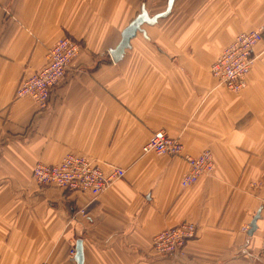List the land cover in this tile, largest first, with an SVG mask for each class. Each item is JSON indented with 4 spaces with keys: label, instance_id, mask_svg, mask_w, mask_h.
<instances>
[{
    "label": "crops",
    "instance_id": "1",
    "mask_svg": "<svg viewBox=\"0 0 264 264\" xmlns=\"http://www.w3.org/2000/svg\"><path fill=\"white\" fill-rule=\"evenodd\" d=\"M168 2L0 0V264H76L78 237L84 264H264V0H174L115 62L109 49L142 7L153 16ZM258 29L248 84L233 92L211 65ZM62 36L82 48L41 111L16 88ZM159 130L189 154L211 150L212 175L183 187L182 157L143 151ZM68 152L126 174L98 196L39 187L34 164ZM183 220L196 237L182 254L158 255L154 236Z\"/></svg>",
    "mask_w": 264,
    "mask_h": 264
},
{
    "label": "built area",
    "instance_id": "2",
    "mask_svg": "<svg viewBox=\"0 0 264 264\" xmlns=\"http://www.w3.org/2000/svg\"><path fill=\"white\" fill-rule=\"evenodd\" d=\"M261 38L260 29L242 32L225 47L210 70L219 84L236 93L246 87L247 76L254 63V47ZM80 49L78 41L68 36L60 37L48 49L44 65L20 81L18 94L31 96L41 108H45L51 88L65 79L67 70ZM143 151L184 158L189 166L182 179L184 187L194 184L200 176L210 174L214 169L213 155L209 150H204L199 155L186 153L180 139L171 137L163 130L153 133L143 146ZM97 163V160L72 152L58 166L36 163L33 173L38 183H53L96 196L125 173L119 167L106 171ZM194 234L193 224L182 223L157 233L153 238V247L159 254L181 252L187 238Z\"/></svg>",
    "mask_w": 264,
    "mask_h": 264
},
{
    "label": "water",
    "instance_id": "3",
    "mask_svg": "<svg viewBox=\"0 0 264 264\" xmlns=\"http://www.w3.org/2000/svg\"><path fill=\"white\" fill-rule=\"evenodd\" d=\"M173 1L174 0H169L168 7L165 11L157 13L153 16H150L145 7H142L141 12L138 13V15L130 22V24L124 28L120 42L114 48L109 49L110 54L115 62H119L120 60H122L126 49L131 47V39L136 35L137 32H146L142 27L143 24H155L158 21V18L166 16L172 8ZM259 218L260 216L258 212L251 222V229L249 231V234H252V232L257 228V220ZM73 259L76 264H84L85 254L83 240L81 238L76 240L75 255Z\"/></svg>",
    "mask_w": 264,
    "mask_h": 264
},
{
    "label": "rangeland",
    "instance_id": "4",
    "mask_svg": "<svg viewBox=\"0 0 264 264\" xmlns=\"http://www.w3.org/2000/svg\"><path fill=\"white\" fill-rule=\"evenodd\" d=\"M261 30V33H262V29H260ZM254 31V30H253ZM63 37V36H62ZM68 37H71V36H68ZM72 38V37H71ZM262 38H263V35H262ZM262 38L257 42V44L262 40ZM74 39V38H73ZM74 40H76V39H74ZM57 41V40H56ZM76 41H78L80 44H81V42L79 41V40H76ZM55 43V42H54ZM53 43V44H54ZM52 44V45H53ZM256 44V45H257ZM51 45V46H52ZM256 45H255V47H256ZM255 47H254V62H255V60H256V58H257V56L255 55ZM50 48V47H49ZM48 48V49H49ZM81 48H82V45H81ZM225 49V48H224ZM48 51V50H47ZM46 54H47V52H46ZM46 54H45V57H46ZM221 55V54H220ZM111 56V55H110ZM76 58V57H75ZM74 58V59H75ZM219 58V57H218ZM218 58H216V60L218 59ZM74 59H73V61H74ZM113 59V58H112ZM72 61V62H73ZM72 62H71V64H72ZM45 63V62H44ZM70 64V65H71ZM44 65V64H43ZM42 65V66H43ZM253 65H254V63H253ZM253 65H252V67H253ZM212 66V65H211ZM70 67V66H69ZM252 67H251V70H252ZM40 69V68H39ZM38 70V69H37ZM251 70H250V72H251ZM68 71V70H67ZM250 72H249V74H250ZM67 74V73H66ZM248 74V75H249ZM23 78H25V76L24 77H22L21 78V80L20 81H22V79ZM66 78V77H65ZM63 81H65V80H63ZM62 81V82H63ZM62 82H59L56 86H54L53 88H51V90H50V94H49V99H48V104H47V106L45 107V108H41L39 105H38V103L31 97V96H20L19 94H18V90H19V87H20V85L18 84V86H17V88H16V92H15V97L16 98H22V97H29V98H31L32 100H34L35 102H36V104L38 105V107H39V109H41V111L42 110H46V109H48V107H49V103H50V97H51V94H52V92L62 83ZM20 83V82H19ZM247 84H248V76H247ZM247 86V85H246ZM181 141V140H180ZM182 142V141H181ZM183 144V143H182ZM183 146H184V144H183ZM184 150H185V146H184ZM206 150H209V149H206ZM211 153H212V151L211 150H209ZM150 152H153V151H150ZM203 152V151H202ZM201 152V153H202ZM69 153H72V152H68L67 154H69ZM145 153H149V152H145ZM155 153V152H154ZM187 153V152H186ZM66 154V155H67ZM157 154V153H156ZM65 155V156H66ZM159 155V154H158ZM193 155V154H192ZM199 155V154H198ZM212 155H213V153H212ZM64 156V157H65ZM163 156V155H162ZM166 156H168V155H166ZM63 157V158H64ZM179 157V156H178ZM62 158V159H63ZM182 159H184V158H182ZM185 160V159H184ZM186 161V160H185ZM213 161H214V155H213ZM38 162H41V161H38ZM38 162H36V163H38ZM62 162V160L61 161H59V162H57V163H47V164H57V166H58V164H60ZM98 162V161H97ZM187 162V161H186ZM35 163V164H36ZM45 163V162H44ZM35 164H34V166H35ZM97 164H99L103 169H105L106 171H108V170H110L111 168H113V167H117V166H114V165H112V166H110L109 168H106L103 164H101L100 162H98ZM34 166H33V168H34ZM33 168H32V177H33V179L35 180V182L37 183V185L39 186V187H41V188H47V187H55V188H59L60 190H62L63 192H65L66 194H72V193H79L80 191H78V190H74V189H71V188H68V187H62V186H59V185H57V184H53V183H46V184H41V183H38L37 181H36V179L34 178V173H33ZM119 168H122V167H119ZM122 169H124V168H122ZM188 169H189V166H188ZM124 171H125V173H124V175L123 176H121V177H119V178H117L116 180H118V179H120V178H123L124 176H125V174H126V170L124 169ZM188 171V170H187ZM186 171V172H187ZM213 171H214V169H213ZM213 171H212V173H213ZM185 172V173H186ZM212 173H210V174H203L202 176H200V177H203V176H211L212 175ZM183 177H184V175L182 176V179H183ZM200 177H199V179H200ZM198 179V180H199ZM197 180V181H198ZM115 181V180H114ZM113 183V182H112ZM111 183V184H112ZM196 183V182H195ZM110 184V185H111ZM181 184H182V180H181ZM191 185H193V184H191ZM183 186V185H182ZM184 187V186H183ZM105 191V190H104ZM103 191V192H104ZM103 192H101V193H103ZM80 193H87V194H90L89 192H80ZM92 195V194H91ZM99 195V194H98ZM98 195H96V196H98ZM94 196V195H93ZM71 207H73V206H71ZM75 208V207H74ZM74 210V209H73ZM73 212H75V211H73ZM76 213H77V215H85L86 214V209L83 207H81V208H79V209H77V211H76ZM74 214V213H73ZM76 215V216H77ZM76 218V217H75ZM182 223H191V224H193L194 226H195V234L194 235H192V236H190L189 238H187V240H186V242H185V244H184V246H183V248H182V251L181 252H171V253H163V254H159V253H157L156 252V250H155V252L158 254V255H167V254H182L183 253V250H184V248L186 247V245L188 244V242L189 241H191L194 237H196V235H197V230H198V227H197V224H195L194 222H191V221H188V220H183V221H181V222H179L178 224H175L174 226H171V227H166V228H164L163 230H165V229H168V228H172V227H175V226H179V225H181ZM250 230L251 229V224H249V225H245V226H243L242 227V230L245 232V231H247V230ZM163 230H161V231H163ZM161 231H159V232H161ZM158 232V233H159ZM78 237V236H77ZM78 238H80V237H78ZM263 242H264V239L262 240V242H261V244H260V247H259V250H258V256H259V258L260 259H262V260H264V252H263ZM76 244V243H75ZM152 246H153V241H152ZM154 248V247H153ZM70 255L71 256H74L75 255V248H74V246H73V248H71L70 249Z\"/></svg>",
    "mask_w": 264,
    "mask_h": 264
}]
</instances>
